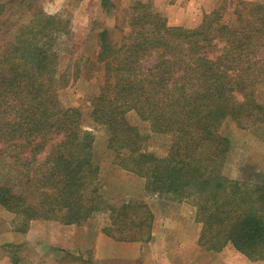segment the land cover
Returning a JSON list of instances; mask_svg holds the SVG:
<instances>
[{
  "label": "trees",
  "instance_id": "1",
  "mask_svg": "<svg viewBox=\"0 0 264 264\" xmlns=\"http://www.w3.org/2000/svg\"><path fill=\"white\" fill-rule=\"evenodd\" d=\"M227 8L223 0L187 29L135 2L116 20V29L127 30L118 41L107 30L98 34L101 75L89 119L106 135L113 164L144 179V193L194 208L201 248L218 253L230 244L264 262V177L258 184L248 172L243 181L228 177L231 142L220 133L227 121L239 129L264 123L257 93L264 86V0L238 2L230 14ZM66 33L67 24L34 1L0 0V167L8 166L0 170V207L20 218L21 230L56 215L80 225L104 207L94 134L59 99L71 80L59 72L54 45ZM129 113L170 137L164 157L144 151L147 135ZM105 206L106 235L150 238L153 215L143 201Z\"/></svg>",
  "mask_w": 264,
  "mask_h": 264
},
{
  "label": "rangeland",
  "instance_id": "2",
  "mask_svg": "<svg viewBox=\"0 0 264 264\" xmlns=\"http://www.w3.org/2000/svg\"><path fill=\"white\" fill-rule=\"evenodd\" d=\"M1 1L7 2L8 0ZM33 1L44 13L56 15L67 24L68 33L61 34L54 45V49L59 55V72L67 71L71 80L67 87L59 92V99L64 107H75L81 112L84 127L90 129L94 134L93 154L101 168L100 183L103 186L100 193L104 207L80 225L74 226L81 228L82 232L91 231L95 235L97 232H101L115 244L98 247L99 249L77 248L73 244L74 247L71 246L68 250L61 249L60 246L52 245V243L57 245L59 243L57 235L52 233L53 229L43 226L44 224L64 225L60 222L59 215L48 220H33L28 223L25 230H21L20 218L0 207V264H168L162 257L168 251L163 249L159 243L149 246V239V241L142 242L118 241L103 232L110 225L109 212L105 205L119 204L132 198L136 201H143L151 213L156 215L160 209L171 205V202L181 201H173L168 196L161 197L156 194L144 193V179L113 164L112 154L107 150L106 135L89 119L90 102L101 75L98 65L94 61L99 44L98 34L107 30L110 39L118 41L122 34L121 31L126 32L127 30L124 26L122 29H116V20L118 18L120 21L135 2L147 4L149 10L161 15L169 26L193 29L200 24L205 15L217 9L223 0H108L106 5L102 3V0ZM224 1L228 4L227 14H230L238 2L253 4L261 0ZM257 91L259 100L264 104V86L259 87ZM128 120L138 128L141 134L147 135L143 145L144 151L157 157L166 155L169 136L151 133L148 124L142 122L135 113H129ZM220 133L231 142V153L225 164L224 173L230 178L243 181L246 177L245 173L248 172L250 173V178H248L251 179L249 182L258 184L264 177V123L247 129H239L234 123L227 121L220 129ZM7 168L8 166L5 169L0 167V170L6 171ZM173 211L184 214L189 211L191 221L200 225L194 220L195 210L189 204L186 203L183 210L178 207ZM33 224L36 227L31 231L30 226ZM80 231L77 232L76 241L83 246L86 241L91 240V236ZM199 234L200 231L198 236ZM178 236L181 239L192 241L195 232L193 228L187 232L183 229ZM198 248L206 254V257L201 255L202 258L198 262L188 260L190 252L181 251L188 248L180 249L179 245L176 246L177 256L183 259L186 264H231L232 259L235 264H247L243 259H247L252 264L264 263L263 261L249 260L230 244L221 250L228 249L229 252L225 251L220 256L219 252L206 251L199 245ZM47 254H50V257L46 259L44 256ZM194 257L191 256V258ZM43 259L46 260L43 261Z\"/></svg>",
  "mask_w": 264,
  "mask_h": 264
},
{
  "label": "crops",
  "instance_id": "3",
  "mask_svg": "<svg viewBox=\"0 0 264 264\" xmlns=\"http://www.w3.org/2000/svg\"><path fill=\"white\" fill-rule=\"evenodd\" d=\"M171 205H169L167 208L160 209L158 214L153 215V228L151 230V235L149 238V246L155 243H159V245L164 249H167L168 252H165L162 257H164L165 262H168V264H186V262L183 259H180L177 256L176 246H180V249L188 248L187 250H181L182 252L187 251L190 252L188 254L187 259L191 260L193 262L200 260L201 255L206 257V254L198 248L197 241H198V233L200 231V225L193 223L192 218H189L190 212L187 211V214H184L183 212L179 213V211H173L174 209L181 208L182 210L185 207L186 202H171ZM184 214V215H183ZM161 218V219H159ZM172 219V220H171ZM34 225V224H33ZM31 225V231L36 227V225ZM42 226V225H40ZM43 226H47L53 229V234L57 235V240L59 241L58 245L53 244V246H60L61 249L68 250L73 244L77 246V248H94L99 249L102 248L105 245H113L115 243L111 242L109 238L101 234V232L95 233L91 231H80L81 228L74 226V225H61V224H44ZM160 228V229H159ZM193 228L195 232L194 238L191 240H185L181 239L178 235L180 232L185 229L186 232ZM84 230V229H83ZM80 231L81 233L85 235L91 236V240L86 241L83 246L79 244L78 241H76V235L77 232ZM94 231V230H93ZM96 232V231H95ZM8 236V235H5ZM10 237V235H9ZM48 242V240H47ZM69 246V247H68ZM99 247V248H98ZM224 250V249H223ZM225 251H228V249H225ZM225 251H221L218 253V255H222ZM229 252V251H228ZM183 254V253H182ZM191 256H195L194 258H191ZM46 259L50 257V254H47ZM218 258V257H217ZM46 259H43L46 260ZM96 260V259H93ZM234 259L231 260V264H235ZM247 264H252L247 259H243ZM256 264H264L256 262Z\"/></svg>",
  "mask_w": 264,
  "mask_h": 264
}]
</instances>
